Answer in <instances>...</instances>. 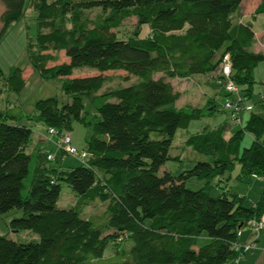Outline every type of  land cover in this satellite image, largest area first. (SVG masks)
<instances>
[{"label": "trees", "instance_id": "1", "mask_svg": "<svg viewBox=\"0 0 264 264\" xmlns=\"http://www.w3.org/2000/svg\"><path fill=\"white\" fill-rule=\"evenodd\" d=\"M0 1L5 6L0 39L27 7L38 11L30 62L44 77H64L69 96L35 102L32 116L47 126L48 138L33 147L32 128L12 123L17 116L0 108V215L19 209L21 215L9 226L31 235L25 240L0 234V264H233L241 255L235 248L239 230L264 215V189L249 206L237 193L213 197L209 189L221 187L222 180H214L232 172L237 162L240 179L264 176V95L251 112H242L250 117L231 137L224 136L226 123L186 137L185 144L209 160L178 176L160 171L169 158L181 159L169 153L177 131L187 129L205 109H217L215 98L206 108H178L182 94L170 79L211 75L222 79L225 89L221 66L229 55L232 79L245 97L253 95L254 72L264 52L254 49L255 29L241 19L245 0ZM94 9L102 16L90 23L83 15ZM254 14L264 15V0ZM133 16V35L119 37L117 30ZM145 25L150 33L142 37ZM58 50L68 61L48 66L56 61L51 51ZM86 66L99 73L72 77L76 68ZM115 70L138 82L100 93L108 81L105 73ZM4 79L0 99L26 85L20 67ZM86 96L103 100L92 117ZM74 121L92 126L84 148L89 154L79 158L81 165L62 171L53 164L55 147L69 155L60 137L71 132ZM52 128L57 134L50 133ZM245 132L254 137L249 147H242ZM192 177L205 179L207 186L188 188ZM63 182L77 193L73 207L58 204ZM96 200L107 204L108 219L102 222L85 213ZM110 242L113 254L106 256Z\"/></svg>", "mask_w": 264, "mask_h": 264}, {"label": "rangeland", "instance_id": "2", "mask_svg": "<svg viewBox=\"0 0 264 264\" xmlns=\"http://www.w3.org/2000/svg\"><path fill=\"white\" fill-rule=\"evenodd\" d=\"M249 0L246 1L244 6V13H248ZM5 6L0 1V29L2 27L1 14L4 11ZM246 11V12H245ZM263 15V14H261ZM102 16L99 9H94L92 11H86L83 18L89 19L90 23L97 22ZM38 11L34 7H27L25 15L22 19L12 23L8 28L7 32L0 39V85L4 87L5 77H7L13 67H20L23 70L24 76L26 78V85L24 89L19 92H7L0 99V108L7 110L10 115L17 116V119H12V123L16 124H26L29 125L33 130L32 135V147L43 138V135H48L47 126L36 121L33 118L35 110V102L38 99L56 96L61 100H68L69 96L64 90V77H44L38 73L32 66L29 59V43H35L37 38V33L39 30L38 26ZM258 23H263V19H258ZM136 17H129L124 22L123 25L117 30V34L121 38H128L133 35L134 30L137 28ZM70 25V24H69ZM150 33L149 26L145 25L141 28V36L145 37ZM52 54L56 56V61H50L48 66H54L62 62L68 61V57L64 50L51 51ZM260 72L264 75V61L261 62L255 69V84L254 92L252 97L246 102H251L257 104L262 101V96L264 95V80L260 78ZM99 71L92 67H80L74 70L72 77L89 76L95 75ZM108 76V81L101 88L100 93L107 92L109 90L129 86L133 83L138 82V77L127 75L123 70L108 71L105 73ZM160 74H155L154 77H159ZM211 80L209 83L208 81ZM175 89L180 91L182 96L176 102L178 108H187L189 105L197 106L199 108H206L210 104V100L215 98L217 109L216 111L204 110L201 117L194 118L191 121L190 126L187 129H179L176 133L175 139L173 141L172 147L170 149L171 156H180L181 159L169 158L164 166L162 167L160 173L164 171L171 172L173 175L178 176L182 172L191 169L198 161H207L209 157L198 153L192 147L185 144L186 137L196 134L202 131L205 127L214 128L220 126L224 122L227 123V129L225 131V136L233 135L236 131L241 129L245 125L246 114L242 115L243 123L237 124L230 119L228 111L223 107L226 90L223 88L222 82H224L219 77L214 79H208L203 75L179 79H170ZM203 82V83H198ZM239 97V94H236ZM87 107L90 110L89 114L95 115L98 104L103 102L101 97L93 99L92 96H86ZM212 113H209L211 112ZM242 126V127H241ZM92 133V126L84 124L79 121H74L73 129L70 134L72 137V144L82 150L86 147V139ZM230 137V136H229ZM254 140L253 134L245 132L242 142V147H249ZM55 154L53 164L56 168L62 171H70L72 168L81 165V160L75 156L63 155L62 151L55 147ZM241 174V165L237 162L235 168L232 172H229L225 177H219L214 180V184L219 180H222V186L211 187L210 194L213 197L220 196L223 192H230V195L237 193L244 197V203L246 205H254L261 191L264 189V176L253 177L252 175H247L243 179L239 178ZM207 181L205 179H199L197 177H192L186 181V186L190 189H200L207 186ZM31 183V176H29L25 182L26 189H24V194L27 193L28 188ZM224 187V189H222ZM77 201V193L74 192L66 183H62V190L59 199V206L63 208H70L75 205ZM96 203L91 204L85 213L88 216H93L94 218L102 220L104 218L108 219V215L105 217V210L107 211V204L105 206L101 201L96 200ZM106 208V209H105ZM21 215L19 209L12 210L8 213L0 215V234H10L15 238L28 240L31 235L26 232L16 233L12 231L9 226V222L12 218ZM106 219V220H107ZM106 256L113 254V244L110 242L107 246Z\"/></svg>", "mask_w": 264, "mask_h": 264}, {"label": "built area", "instance_id": "3", "mask_svg": "<svg viewBox=\"0 0 264 264\" xmlns=\"http://www.w3.org/2000/svg\"><path fill=\"white\" fill-rule=\"evenodd\" d=\"M221 71L222 75L225 77L226 92L230 94L226 97L224 103L225 109L229 112L230 119L233 122L242 124V112H251L254 109V104L251 102H246L249 99L244 96V94L241 92L240 86L232 79L233 70L229 55H225L223 64L221 66ZM236 94H239V97H237ZM50 133L54 135L57 134V131L52 128L50 129ZM60 139V147L67 154L77 156L80 159L87 158L89 153L86 150H79L72 144V137L70 133L62 134ZM246 226L252 231L253 240L245 244H235L236 250H238L241 255L234 260L233 264H239L243 254L255 247V243L259 238L261 231L264 229V217L260 219L252 218L248 221ZM242 233L243 229L239 230L238 235H242Z\"/></svg>", "mask_w": 264, "mask_h": 264}, {"label": "crops", "instance_id": "4", "mask_svg": "<svg viewBox=\"0 0 264 264\" xmlns=\"http://www.w3.org/2000/svg\"><path fill=\"white\" fill-rule=\"evenodd\" d=\"M246 1L247 0H245L243 5H242L241 19H243V21H250L251 22L253 28L255 29L256 39H257L255 44H254V49L256 51L264 52V15L259 14V15L255 16V14H254L256 8L259 5V0H249V4H248L249 12L244 13L243 9H244ZM260 18L263 19V23H261V24L258 23V19H260ZM260 74H261L260 78L262 77V79L264 80V75L261 72H260ZM189 78H192V77H189ZM212 78L214 79L215 77H212L211 75L208 76V79H212ZM184 79H187V78H184ZM208 82L210 83L211 80H209ZM198 83L200 84L203 82H198ZM245 114H246V117H245V122H246L249 119L251 113L244 112V115ZM242 115H243V113H242ZM225 123L227 125L228 122H224V124ZM242 123H243V118H242ZM214 128H217V127H214ZM224 136H225V133H224ZM229 136L231 137L232 134ZM229 136L228 137L225 136V137L229 138ZM47 138L48 137L46 135H43V138H40L39 141H37V142H39L40 144L46 143ZM263 217H264V215H263ZM251 240H253L252 231L248 228H245L243 230L242 236L240 237L239 241H240V243H246V242L251 241ZM239 264H264V229L261 231L259 238L257 239V241L255 243V247L250 249L249 251H247L244 254V256L241 258Z\"/></svg>", "mask_w": 264, "mask_h": 264}]
</instances>
